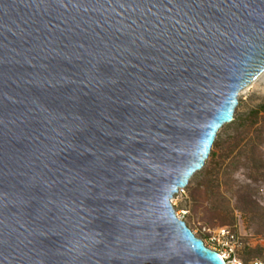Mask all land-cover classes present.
Wrapping results in <instances>:
<instances>
[{
	"label": "water",
	"instance_id": "obj_1",
	"mask_svg": "<svg viewBox=\"0 0 264 264\" xmlns=\"http://www.w3.org/2000/svg\"><path fill=\"white\" fill-rule=\"evenodd\" d=\"M264 71V0H0V264H226L171 202Z\"/></svg>",
	"mask_w": 264,
	"mask_h": 264
},
{
	"label": "rangeland",
	"instance_id": "obj_2",
	"mask_svg": "<svg viewBox=\"0 0 264 264\" xmlns=\"http://www.w3.org/2000/svg\"><path fill=\"white\" fill-rule=\"evenodd\" d=\"M264 74L238 94L233 120L223 124L208 158L171 198L176 215L206 245L225 247L240 259L260 252L264 238ZM225 227L237 243L213 242Z\"/></svg>",
	"mask_w": 264,
	"mask_h": 264
},
{
	"label": "built area",
	"instance_id": "obj_3",
	"mask_svg": "<svg viewBox=\"0 0 264 264\" xmlns=\"http://www.w3.org/2000/svg\"><path fill=\"white\" fill-rule=\"evenodd\" d=\"M211 240L219 244L221 243V245L227 244L228 246L234 245L238 241L237 236L225 227L218 228L212 235ZM260 245V252L257 255L249 257L248 259H240L234 253L229 251V247L228 250L225 247H216L212 245L206 246L218 251L225 260L226 264H264V238H262Z\"/></svg>",
	"mask_w": 264,
	"mask_h": 264
},
{
	"label": "trees",
	"instance_id": "obj_4",
	"mask_svg": "<svg viewBox=\"0 0 264 264\" xmlns=\"http://www.w3.org/2000/svg\"><path fill=\"white\" fill-rule=\"evenodd\" d=\"M260 109H264V103L263 104H260L256 109H254L253 111H252V114L255 116V115H257L258 113H259V110Z\"/></svg>",
	"mask_w": 264,
	"mask_h": 264
},
{
	"label": "bare ground",
	"instance_id": "obj_5",
	"mask_svg": "<svg viewBox=\"0 0 264 264\" xmlns=\"http://www.w3.org/2000/svg\"><path fill=\"white\" fill-rule=\"evenodd\" d=\"M262 73L264 74V71L261 72L260 74H262ZM260 74H259V75H260ZM218 130H219V129H218ZM217 132H218V131H217ZM217 132H216V134H217ZM214 140H215V139H214ZM213 143H214V142H213ZM212 145H213V144H212ZM211 147H212V146H211ZM208 156H209V155H208ZM207 158H208V157H207ZM207 158H206V159H207ZM206 159H205V160H206ZM183 187H184V186H183ZM180 188H182V187H179V189H180Z\"/></svg>",
	"mask_w": 264,
	"mask_h": 264
}]
</instances>
